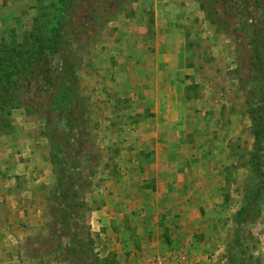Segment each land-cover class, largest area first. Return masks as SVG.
<instances>
[{"label":"rangeland","instance_id":"374dc122","mask_svg":"<svg viewBox=\"0 0 264 264\" xmlns=\"http://www.w3.org/2000/svg\"><path fill=\"white\" fill-rule=\"evenodd\" d=\"M36 28L39 37L62 35L68 63L78 57L80 64L64 77L61 68L51 73L60 76L53 88L38 70L23 90L29 107L0 113V170L6 173L0 191L18 190L5 206L26 207V221L5 206L0 217L12 216L14 233L31 231L25 240L0 241V264H103L113 255L115 264H135L138 255L143 261L163 250L128 238L120 219L103 224L99 210L122 169L118 157L135 148L114 140V127L133 122L123 110L133 105L131 97L145 96L119 74L116 59L121 53L135 61L136 48L113 45L129 41L156 53L155 44L166 40L183 44L193 68L186 76L198 75L187 88L195 96L190 99L205 96L222 106L227 147L238 158L226 168L232 178L214 223L204 221L180 245L167 237L166 248H195L215 255L217 264H264V0H0L1 43L22 42ZM50 61L52 67L65 63L59 53ZM121 78L128 80L122 91ZM16 177L21 181L11 185Z\"/></svg>","mask_w":264,"mask_h":264},{"label":"crops","instance_id":"0c3cea01","mask_svg":"<svg viewBox=\"0 0 264 264\" xmlns=\"http://www.w3.org/2000/svg\"><path fill=\"white\" fill-rule=\"evenodd\" d=\"M132 43L122 41L113 45L125 52L136 48L135 61L128 55H116L122 67L119 74L129 76V83L137 82V88L141 87L145 96L142 99L131 97L134 106L123 112L132 114L133 122L116 125L113 139L118 137L123 145L135 148L131 156L123 152L118 157L122 169L103 193L107 194L108 203L99 211L105 225L112 216L120 219V224L127 227L124 234H130L128 238L132 235L143 248L164 249L167 237L180 245L204 221L214 223L213 211L224 203L222 192L227 179L232 178L226 168L230 163H237L238 158H234L227 147L222 106L217 101L210 103L205 96L190 99L195 96H191L187 88L199 80L194 71V77L186 76L193 68H188L183 44L159 41L153 53L148 46L141 51L142 44ZM127 82V79H120L121 91L127 88ZM121 129L124 131L119 134ZM5 174L2 170L0 176L4 178ZM19 179H11V185ZM9 191L12 194H7L6 189L0 191V215L5 204L18 192L13 187ZM9 208L10 213L19 212L20 221H26V207L14 204ZM0 218L3 220L0 241L11 236L14 240L20 241L22 237L25 240L31 234V231H18V228L16 233L9 230L8 227L14 225L12 216L7 218L4 214Z\"/></svg>","mask_w":264,"mask_h":264},{"label":"trees","instance_id":"16d2710c","mask_svg":"<svg viewBox=\"0 0 264 264\" xmlns=\"http://www.w3.org/2000/svg\"><path fill=\"white\" fill-rule=\"evenodd\" d=\"M26 33L22 42L14 39V42H0V113L11 114L12 109L19 106H28L23 90L28 89V85L36 78V72L40 70L46 73L45 80L47 86H57V78L60 76L52 74L61 68L62 77L71 73V68L80 64L78 57L68 63V51L63 50V40L56 38L55 35L44 34L39 37L36 28ZM4 45V46H3ZM70 49V45L68 44ZM59 53L65 63L62 66L52 67L50 57L52 54ZM56 68V70H53ZM69 68V69H68ZM24 84L23 82H27ZM59 88V87H58ZM29 90V89H28ZM29 107V106H28ZM52 109L45 111L46 119L51 115ZM9 120L8 118H5ZM111 258V259H110ZM104 261L103 264H115L116 255Z\"/></svg>","mask_w":264,"mask_h":264},{"label":"built area","instance_id":"2783aa9c","mask_svg":"<svg viewBox=\"0 0 264 264\" xmlns=\"http://www.w3.org/2000/svg\"><path fill=\"white\" fill-rule=\"evenodd\" d=\"M134 262L135 264H217V259L213 254H204L188 246H171L143 261L138 255Z\"/></svg>","mask_w":264,"mask_h":264}]
</instances>
